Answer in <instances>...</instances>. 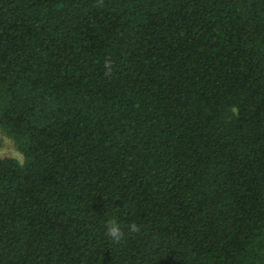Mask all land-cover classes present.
Here are the masks:
<instances>
[{
  "label": "trees",
  "instance_id": "1",
  "mask_svg": "<svg viewBox=\"0 0 264 264\" xmlns=\"http://www.w3.org/2000/svg\"><path fill=\"white\" fill-rule=\"evenodd\" d=\"M0 129V264H264V0H0Z\"/></svg>",
  "mask_w": 264,
  "mask_h": 264
},
{
  "label": "clouds",
  "instance_id": "2",
  "mask_svg": "<svg viewBox=\"0 0 264 264\" xmlns=\"http://www.w3.org/2000/svg\"><path fill=\"white\" fill-rule=\"evenodd\" d=\"M105 67L110 71V67L106 62ZM235 111V109H232ZM10 154L11 158L16 162L18 166H23L25 163L24 154L16 147V142L13 135L8 133L7 129H0V157ZM131 231H138L136 224H130L128 226ZM106 235L113 241H119L123 235L121 226L115 219H110L106 222Z\"/></svg>",
  "mask_w": 264,
  "mask_h": 264
},
{
  "label": "rangeland",
  "instance_id": "3",
  "mask_svg": "<svg viewBox=\"0 0 264 264\" xmlns=\"http://www.w3.org/2000/svg\"><path fill=\"white\" fill-rule=\"evenodd\" d=\"M2 158H11V156H10V154H8V155H5L3 157H0V159H2Z\"/></svg>",
  "mask_w": 264,
  "mask_h": 264
}]
</instances>
